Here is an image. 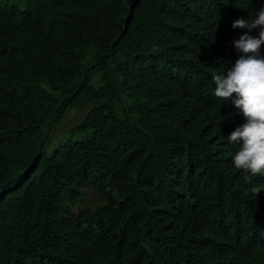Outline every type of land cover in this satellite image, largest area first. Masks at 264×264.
Instances as JSON below:
<instances>
[{
	"label": "trees",
	"instance_id": "1",
	"mask_svg": "<svg viewBox=\"0 0 264 264\" xmlns=\"http://www.w3.org/2000/svg\"><path fill=\"white\" fill-rule=\"evenodd\" d=\"M261 6L0 0V264H264V190L227 142L245 120L212 81Z\"/></svg>",
	"mask_w": 264,
	"mask_h": 264
},
{
	"label": "clouds",
	"instance_id": "2",
	"mask_svg": "<svg viewBox=\"0 0 264 264\" xmlns=\"http://www.w3.org/2000/svg\"><path fill=\"white\" fill-rule=\"evenodd\" d=\"M244 11L245 18L232 23L234 29L241 28L233 41L236 60L231 68L213 72L212 81L213 95L222 101L216 117L220 118L229 105L244 117L245 122L227 135V142L236 146L231 157L233 167L250 185L245 195L255 198L264 190V185L253 183L254 178L264 177V56L260 54L264 45V6ZM258 235L264 238V229Z\"/></svg>",
	"mask_w": 264,
	"mask_h": 264
},
{
	"label": "rangeland",
	"instance_id": "3",
	"mask_svg": "<svg viewBox=\"0 0 264 264\" xmlns=\"http://www.w3.org/2000/svg\"><path fill=\"white\" fill-rule=\"evenodd\" d=\"M84 111L85 110L77 108H68L64 112L62 118L48 131V143L44 151L51 152L57 142L64 140L66 137L75 136L76 133L71 131V127L78 124L83 119ZM97 200L98 199L94 197V201ZM91 202L92 201L87 199L82 206L89 205Z\"/></svg>",
	"mask_w": 264,
	"mask_h": 264
},
{
	"label": "bare ground",
	"instance_id": "4",
	"mask_svg": "<svg viewBox=\"0 0 264 264\" xmlns=\"http://www.w3.org/2000/svg\"><path fill=\"white\" fill-rule=\"evenodd\" d=\"M242 4H243V3H242ZM4 55H5V57H6L7 54H4ZM2 56H3V55H1L0 57H2ZM7 56H8V55H7ZM8 57H9V56H8ZM8 57H7V58H8ZM3 58H4V57H3ZM3 58H1V60H2ZM3 61H5V60H3Z\"/></svg>",
	"mask_w": 264,
	"mask_h": 264
}]
</instances>
